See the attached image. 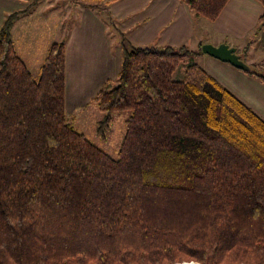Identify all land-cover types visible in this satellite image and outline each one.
Returning a JSON list of instances; mask_svg holds the SVG:
<instances>
[{"label":"trees","instance_id":"trees-1","mask_svg":"<svg viewBox=\"0 0 264 264\" xmlns=\"http://www.w3.org/2000/svg\"><path fill=\"white\" fill-rule=\"evenodd\" d=\"M116 1L68 0L119 38L115 86L92 100L102 140L113 114L131 112L116 159L66 119L69 31L35 80L12 28L38 0L3 17L0 264H264V121L194 62L201 48L132 45L109 15ZM179 1L209 22L229 2ZM246 74L264 84V63Z\"/></svg>","mask_w":264,"mask_h":264},{"label":"crops","instance_id":"crops-1","mask_svg":"<svg viewBox=\"0 0 264 264\" xmlns=\"http://www.w3.org/2000/svg\"><path fill=\"white\" fill-rule=\"evenodd\" d=\"M31 1L0 0V25L5 14L24 10ZM43 1L38 0L12 28L16 54L33 79L38 77L48 48L64 34V20L53 23L56 4L49 2L45 7ZM109 13L135 46L161 50L185 45L196 51L204 44L242 49L258 27L262 7L255 0H229L215 22L193 16L178 0H119L110 5ZM70 30L65 44V113L69 104V108L81 109L91 102L103 84L116 77L121 59L120 48L108 35L102 14L80 8ZM196 64L264 118V84L258 79L207 55L198 56Z\"/></svg>","mask_w":264,"mask_h":264},{"label":"rangeland","instance_id":"rangeland-1","mask_svg":"<svg viewBox=\"0 0 264 264\" xmlns=\"http://www.w3.org/2000/svg\"><path fill=\"white\" fill-rule=\"evenodd\" d=\"M179 2H181V1H179ZM42 3H43V6H45V7L49 6L46 3H49L50 5L52 3L56 4V9H55L56 15L54 16L55 22H53V23H56L59 19H61V20L63 19L64 20L63 21V33L65 34L66 30L69 31V29L71 28V25L73 23V18L76 16L77 13H79L80 8L70 5L68 3V0H46V2L43 1ZM181 3H183V2H181ZM109 7H108V12H109ZM186 8H187V6H186ZM191 14L193 16H196L193 13H191ZM109 15L111 16L110 13H109ZM196 17H200V16H196ZM201 18H203V17H201ZM54 20H52V21H54ZM206 21H208V20H206ZM113 22H115V19H113ZM105 25H106L107 32H109V34H110V37L112 39H114L113 41H115L116 45L119 46V38L111 31V29H112L111 27H108L107 24H105ZM257 25H258V21H257ZM115 26L117 27V24H115ZM117 29L120 31V29L118 27H117ZM256 29H257V27L255 28L253 33H250V35L247 39V43L242 49H236L234 47L236 49V53L241 56V59L245 60V63L248 66L251 65V62L254 64H259L260 62L264 63V31L258 33ZM64 34H63V37H64ZM122 34H124V33H122ZM125 37H126V35H125ZM57 41L60 42L62 40H60V38H58ZM132 45H134V44H132ZM183 46H185V45H183ZM137 47H142V46H137ZM119 48H120V46H119ZM173 48H175V47H173ZM176 48H179V47H176ZM187 49L190 51H193L188 47H187ZM120 52H121V49H120ZM193 52H195V51H193ZM201 55H206V54L202 53ZM201 55H199V56H201ZM248 56H250V59L248 58ZM196 58H195L194 62H196ZM120 64H121V59H120ZM119 69H120V67H119ZM183 69H184V67L182 65H180V67L174 72V74L172 76L173 81H180L182 79ZM37 78H38L37 76L34 77L35 80H37ZM115 78L113 80H107L110 82L104 87L105 91H109L115 86ZM92 100H91V102H88L84 108H81V109L69 108V105H70L69 104L67 109H66V114H65L66 119L70 124H72L74 126L75 130L78 133L83 134L85 136V138L90 143H92L96 147L105 151L106 154L108 156H110L112 159H116L122 137L125 133L124 123L130 117L131 112L130 111H122V112H117V113L113 114L112 121L110 122L108 128L106 129L104 139L102 140L97 135L96 130H97L99 122L103 118V114L98 111L96 104L93 103ZM260 119L262 121H264V118H260ZM181 264H196V263L184 262Z\"/></svg>","mask_w":264,"mask_h":264},{"label":"water","instance_id":"water-1","mask_svg":"<svg viewBox=\"0 0 264 264\" xmlns=\"http://www.w3.org/2000/svg\"><path fill=\"white\" fill-rule=\"evenodd\" d=\"M201 52L212 58L228 63L242 72L247 73L250 71V66L240 59V56L236 53V49L230 48L226 44H221L216 47L210 44H204L201 46Z\"/></svg>","mask_w":264,"mask_h":264},{"label":"bare ground","instance_id":"bare-ground-1","mask_svg":"<svg viewBox=\"0 0 264 264\" xmlns=\"http://www.w3.org/2000/svg\"><path fill=\"white\" fill-rule=\"evenodd\" d=\"M230 48H232V47H230ZM239 55V54H238ZM240 56V55H239ZM240 59H241V56H240ZM242 60V59H241ZM243 61V60H242Z\"/></svg>","mask_w":264,"mask_h":264}]
</instances>
